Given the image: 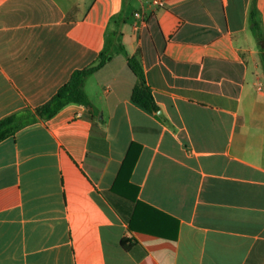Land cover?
Masks as SVG:
<instances>
[{
  "label": "crops",
  "instance_id": "0c3cea01",
  "mask_svg": "<svg viewBox=\"0 0 264 264\" xmlns=\"http://www.w3.org/2000/svg\"><path fill=\"white\" fill-rule=\"evenodd\" d=\"M108 42L0 141V264H264V0H0V119Z\"/></svg>",
  "mask_w": 264,
  "mask_h": 264
},
{
  "label": "trees",
  "instance_id": "16d2710c",
  "mask_svg": "<svg viewBox=\"0 0 264 264\" xmlns=\"http://www.w3.org/2000/svg\"><path fill=\"white\" fill-rule=\"evenodd\" d=\"M252 29L259 40L261 34L258 32V25L251 13ZM118 48L123 50L122 46ZM111 47L108 42L104 49L98 54L96 61L85 68L74 71L68 81L60 86L51 98L44 104L37 106L34 110L26 109L19 113H12L0 119V141L12 136L18 129L24 125L35 121L36 119H48L54 116L62 107L68 104H80L92 112V105L87 94L83 89V83L86 77L101 68L110 58ZM129 68L138 76L140 82L136 84L131 91V100L146 109L149 112H157L158 106L154 100L149 87L143 79V72L138 59L134 56L127 57ZM122 245L127 248L122 241Z\"/></svg>",
  "mask_w": 264,
  "mask_h": 264
},
{
  "label": "water",
  "instance_id": "95a60500",
  "mask_svg": "<svg viewBox=\"0 0 264 264\" xmlns=\"http://www.w3.org/2000/svg\"><path fill=\"white\" fill-rule=\"evenodd\" d=\"M158 113H160V112H158Z\"/></svg>",
  "mask_w": 264,
  "mask_h": 264
}]
</instances>
